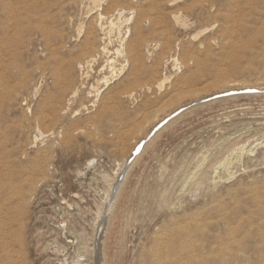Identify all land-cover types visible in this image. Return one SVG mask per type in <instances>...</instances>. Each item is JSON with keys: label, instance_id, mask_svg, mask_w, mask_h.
Segmentation results:
<instances>
[{"label": "rangeland", "instance_id": "1", "mask_svg": "<svg viewBox=\"0 0 264 264\" xmlns=\"http://www.w3.org/2000/svg\"><path fill=\"white\" fill-rule=\"evenodd\" d=\"M263 236L264 0H0V264H264Z\"/></svg>", "mask_w": 264, "mask_h": 264}, {"label": "water", "instance_id": "2", "mask_svg": "<svg viewBox=\"0 0 264 264\" xmlns=\"http://www.w3.org/2000/svg\"><path fill=\"white\" fill-rule=\"evenodd\" d=\"M257 90H254V89H247V90H244V91H240V93H250V92H256ZM235 93H239V92H231V93H225V94H221V95H218V96H213L211 98H207V99H202V100H199L197 102H193L191 104H189L188 106L184 107L183 109H181L180 111H178L177 113L173 114L169 119H167L164 123H160L159 125H157L153 131L151 132L150 134V137H152L159 129H161L165 124H167L169 121H171L172 119H174L175 117H177L178 115H180L182 112L186 111L187 109L189 108H192L196 105H199V104H202L208 100H211V99H214V98H217V97H221V96H226V95H229V94H235ZM149 139V138H148ZM143 146V142L140 143V145L138 146V148H136V151L137 153L140 152L141 148ZM134 158V153H133V157L129 160L131 161L132 159ZM102 231V227L99 229V235L98 237L100 236V233ZM96 260H97V264H101V245H100V242L97 241V244H96Z\"/></svg>", "mask_w": 264, "mask_h": 264}, {"label": "bare ground", "instance_id": "3", "mask_svg": "<svg viewBox=\"0 0 264 264\" xmlns=\"http://www.w3.org/2000/svg\"><path fill=\"white\" fill-rule=\"evenodd\" d=\"M122 13V12H121ZM101 14V13H100ZM99 14V15H100ZM105 45V44H104ZM110 46V45H109ZM103 49H105V47H103ZM93 52V51H92ZM98 53V52H97ZM92 54V53H91ZM90 55V54H89ZM91 57V56H90ZM83 61V60H82ZM86 68V67H85ZM115 68V67H114ZM87 69V68H86ZM111 70H114L113 69V67L111 66ZM85 71V70H84ZM86 73V72H85ZM113 73V72H112ZM114 73H116L115 71H114ZM113 73V75H116V74H114ZM92 74V73H91ZM105 75V74H104ZM103 75V76H104ZM88 76V75H87ZM106 76V75H105ZM90 77V76H89ZM82 79V78H81ZM163 80V79H162ZM109 83V82H108ZM83 84V83H82ZM82 88V87H81ZM245 88H248V89H251V88H258V86H245ZM241 89V88H240ZM228 89H227V91L226 90H224V91H221V92H216V93H214V94H211L210 96H206V97H204V99H206V98H208V97H213V96H218V95H221V94H225V92L226 93H228ZM92 93V92H91ZM193 102H195V101H193ZM193 102H191V103H193ZM184 107H186V105L185 106H181V107H179V108H177V109H175L173 112H175V111H177L178 109H180V108H184ZM173 112H171V113H169L168 115H166V116H164L161 120H159L157 123H155V125L150 129V131H148L147 133V135H146V138H152V137H150V134H151V132L153 131V129L157 126V125H159L160 123L162 124V122L168 117V116H170ZM41 132V131H40ZM40 134V133H39ZM155 135V134H154ZM40 136V135H39ZM36 137V136H35ZM35 139H37V138H35ZM142 142V139H140L136 144H135V146L133 147V149H132V153L130 154V155H128L127 157L128 158H125L126 160H124V161H126V162H124V164L126 163V165H128V163L130 162L129 161V159L131 158V156L133 155V153H134V156H137V155H141V153L143 152V150H144V143H145V141L143 142V146H142V148H141V150H140V152L139 153H137V151H136V148H138V146L140 145V143ZM147 145V144H146ZM134 151V152H133ZM137 158V157H136ZM135 157H134V159H136ZM138 159V158H137ZM136 159V160H137ZM90 161V160H89ZM133 162V161H132ZM222 162V161H221ZM130 164V163H129ZM123 170V169H122ZM215 170V169H214ZM118 172V171H117ZM119 176H120V174H119ZM117 177H118V175H117ZM121 177H124V176H121ZM120 178V177H119ZM121 179V178H120ZM117 181V180H116ZM115 184V183H114ZM118 184V183H117ZM115 185L112 187L113 189L112 190H114L115 189ZM118 187V186H117ZM116 192V191H115ZM114 195V194H113ZM111 196H112V194H111ZM101 225V224H100ZM98 229V228H97ZM98 232H99V230H98ZM97 232V233H98ZM96 237V236H95ZM264 237V236H263ZM98 238V237H97ZM100 239V238H99ZM264 239V238H263ZM96 241V240H95ZM99 241V240H98ZM97 243V242H96ZM218 247V246H217ZM220 248H222V247H220ZM216 250H217V248H216ZM218 250H220V249H218ZM223 252V251H222ZM228 254V253H227ZM221 255H223V253H221ZM224 255H226V254H224ZM230 257V256H229ZM227 260V259H226ZM211 261V260H210ZM209 262V261H208Z\"/></svg>", "mask_w": 264, "mask_h": 264}]
</instances>
